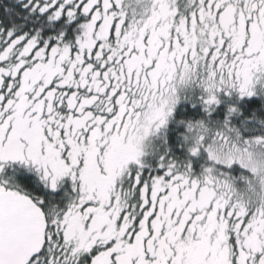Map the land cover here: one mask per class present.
I'll use <instances>...</instances> for the list:
<instances>
[{
	"label": "snow or ice",
	"instance_id": "1",
	"mask_svg": "<svg viewBox=\"0 0 264 264\" xmlns=\"http://www.w3.org/2000/svg\"><path fill=\"white\" fill-rule=\"evenodd\" d=\"M0 264H264V0H0Z\"/></svg>",
	"mask_w": 264,
	"mask_h": 264
}]
</instances>
